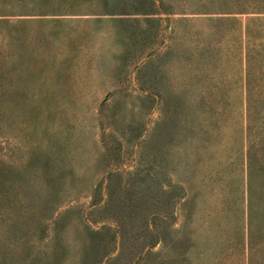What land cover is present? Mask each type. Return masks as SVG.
I'll return each instance as SVG.
<instances>
[{
	"label": "rangeland",
	"instance_id": "374dc122",
	"mask_svg": "<svg viewBox=\"0 0 264 264\" xmlns=\"http://www.w3.org/2000/svg\"><path fill=\"white\" fill-rule=\"evenodd\" d=\"M0 172V264H264V0H0Z\"/></svg>",
	"mask_w": 264,
	"mask_h": 264
},
{
	"label": "trees",
	"instance_id": "16d2710c",
	"mask_svg": "<svg viewBox=\"0 0 264 264\" xmlns=\"http://www.w3.org/2000/svg\"><path fill=\"white\" fill-rule=\"evenodd\" d=\"M0 178H1V185H3L4 180H2V179H5V175L2 174L1 172H0ZM85 254H86V260H87L88 255H90V254L92 255L93 253H92V251H90V249H88L85 251Z\"/></svg>",
	"mask_w": 264,
	"mask_h": 264
}]
</instances>
